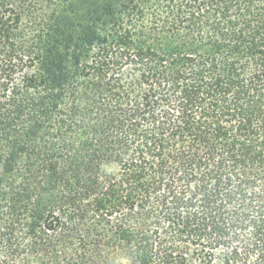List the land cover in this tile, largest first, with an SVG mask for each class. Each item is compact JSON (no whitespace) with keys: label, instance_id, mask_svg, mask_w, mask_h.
Returning <instances> with one entry per match:
<instances>
[{"label":"trees","instance_id":"16d2710c","mask_svg":"<svg viewBox=\"0 0 264 264\" xmlns=\"http://www.w3.org/2000/svg\"><path fill=\"white\" fill-rule=\"evenodd\" d=\"M0 264H264V0H0Z\"/></svg>","mask_w":264,"mask_h":264}]
</instances>
